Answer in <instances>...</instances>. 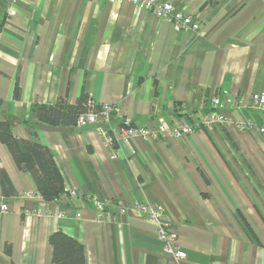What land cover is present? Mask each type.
I'll return each mask as SVG.
<instances>
[{"label":"crops","instance_id":"obj_1","mask_svg":"<svg viewBox=\"0 0 264 264\" xmlns=\"http://www.w3.org/2000/svg\"><path fill=\"white\" fill-rule=\"evenodd\" d=\"M164 1L196 16L202 33L129 0H0V120L18 138L35 130L78 192L45 200L0 142L15 187L6 196L0 182V264H53L57 229L83 244L88 264H264V132L236 125L263 124V111L225 108L231 123L167 139L105 135L196 123L224 90L236 100L264 90V0ZM83 90L123 115L72 127L33 121L34 103H75ZM87 196L109 201L102 220ZM118 202L163 204L186 256L166 253L156 224Z\"/></svg>","mask_w":264,"mask_h":264},{"label":"trees","instance_id":"obj_2","mask_svg":"<svg viewBox=\"0 0 264 264\" xmlns=\"http://www.w3.org/2000/svg\"><path fill=\"white\" fill-rule=\"evenodd\" d=\"M20 96L21 87L17 80L14 97ZM99 109L100 106H94L91 96L83 90L75 103H70L65 96L51 104L34 103L32 119L36 123L72 127L77 124L80 116ZM30 135V138H18L14 135L9 122L0 120V142L8 147L18 168L32 174L38 193L47 201H59L64 195H70L52 152L39 141L35 130L31 129ZM226 137L230 146L237 149V144L227 133ZM0 182L4 195L15 194V187L4 167H0ZM49 242L52 246L53 264H88L83 244L63 230L54 231L49 237Z\"/></svg>","mask_w":264,"mask_h":264},{"label":"built area","instance_id":"obj_3","mask_svg":"<svg viewBox=\"0 0 264 264\" xmlns=\"http://www.w3.org/2000/svg\"><path fill=\"white\" fill-rule=\"evenodd\" d=\"M112 2L116 0H110ZM134 3L137 7L146 9L153 12L157 17L162 19L170 20L174 24V28L177 31H192L196 33H202L201 25L196 16L183 12L176 8L172 3L164 0H129ZM223 97L216 96L213 98L215 109L212 112L205 114L196 123L192 122H181L179 125L166 128L160 126L157 130L151 132L147 127H138L127 125L120 128L119 135L115 137L109 133H105L108 141L113 143L114 140L120 138L127 140L129 137L139 135L146 138L149 134L155 137L168 138L171 136L180 137L184 135H190L198 128L211 129L217 125L229 124L230 119L224 112L225 108H238L248 107L251 105L256 106L264 112V90L253 92L248 98L236 100L230 93L229 90L222 92ZM112 114L123 115V110L118 105H102L99 110H92L78 119L79 124L86 123H98L108 122ZM236 125L240 131H246L249 129H258L264 132V122L261 125H256L251 119H245L236 122ZM70 195L75 196L78 194L76 190L69 191ZM97 212L98 219L102 220L105 215V207L109 201L101 200L92 196L86 197ZM119 211L123 214L127 213L129 208H132L149 220L153 221L157 226V236L162 242L164 251L177 259H183L186 253L179 249L177 245V233L173 228V220L165 211V207L161 203L147 204V203H134L133 205L126 206L121 202L116 204ZM2 212L8 209V203L3 202L0 205Z\"/></svg>","mask_w":264,"mask_h":264}]
</instances>
